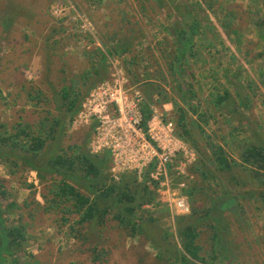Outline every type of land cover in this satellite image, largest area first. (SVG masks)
Returning a JSON list of instances; mask_svg holds the SVG:
<instances>
[{"label":"rangeland","instance_id":"rangeland-1","mask_svg":"<svg viewBox=\"0 0 264 264\" xmlns=\"http://www.w3.org/2000/svg\"><path fill=\"white\" fill-rule=\"evenodd\" d=\"M77 16L86 19L89 31L79 29V21L72 24ZM225 19L232 21L224 31L219 23ZM194 20L200 22L195 39L200 57L189 61L181 85L196 93L194 102L198 114L206 115L202 126L210 141L239 162L241 146L256 140L264 144V0H163L162 7L156 0H0V120L8 125L36 124L47 109L57 115L54 97L63 85H75L83 100L96 81L91 72L101 66L102 53L118 41L132 46L124 57L134 59V64L121 62L132 80H142L135 82L141 91L149 82L154 100L162 89L179 100L167 66L172 52L169 35L176 23ZM207 21L215 25L213 33L205 30ZM107 62L105 80L110 72ZM223 91L229 93L227 103L216 109L214 95ZM91 136L90 129L65 127L57 147L86 150ZM198 146L200 152L192 147L196 163L211 156L201 138ZM205 167L206 180L192 170L194 179L186 190L193 191L189 215L172 219L165 207L152 211L143 206L136 213L143 231L132 235L118 225L114 210L102 225L76 224L78 215L66 210H72L69 203L53 202L50 182L35 174V187L34 171L22 167L11 176L0 162V179L9 194L0 197V203L17 205L4 215L5 225H23L26 240L12 256L0 257L1 264H172L173 251L158 257L154 244L162 247L161 239L169 232L168 245L177 246L178 227L191 222L199 232L200 256L217 258L207 264H264L262 182L239 163L227 171ZM106 175L111 183L107 169ZM81 193L89 195L85 189ZM231 200L233 204L214 212L218 221L207 218L205 212L214 203Z\"/></svg>","mask_w":264,"mask_h":264},{"label":"trees","instance_id":"trees-1","mask_svg":"<svg viewBox=\"0 0 264 264\" xmlns=\"http://www.w3.org/2000/svg\"><path fill=\"white\" fill-rule=\"evenodd\" d=\"M203 1L206 3L207 0ZM156 2L157 6H163V0H156ZM207 3L210 8L212 3L209 1ZM231 21L225 19L220 21L219 25L225 31L230 27ZM199 27V20L190 23L178 22L173 26L169 35L172 39L170 44L172 52L167 66L172 82L177 84L174 93L179 100L170 99L167 91L163 89L157 90L158 97L154 100L150 97L154 85L145 82L143 84L144 89L142 88L145 97L144 116L145 118L148 116L149 104L154 103L160 107L164 104H170L172 110L169 112V119L174 122L176 135L198 152H200L198 146L200 138L206 142L208 149L211 151V156L207 157V160L198 159L192 167L193 172L198 173L202 179L206 180L207 178L205 166H208V164L215 166L218 171H227L239 163L252 176L260 180L264 186V144L256 140L251 144L241 146L239 162L230 158L220 145L212 143L209 135H206L202 124H207V119L206 115L198 114L194 102L197 99L196 93L191 86L184 90V86L181 85L189 61L198 60V57H200L198 55L199 50H196L195 40ZM204 28L210 32L212 31V33L216 29L211 21H207ZM131 47L128 41H118L114 48L112 47L102 53L101 66L94 68L91 72V75L94 74L96 81L92 82L90 87L93 88L96 82L105 80L107 65H104L103 62L106 59L122 57L125 65L134 64V59L130 60L124 57L125 54L131 52ZM127 72L129 73V70ZM132 81L133 83L142 82L136 77ZM75 87L72 84L69 86L63 85L55 95L56 107L53 109L58 112L57 115H54L52 110L47 109L44 111L46 115L36 124L19 121L13 125H8L0 120V162L9 169L11 176L23 167L34 171L41 181L50 182L52 187L50 193L54 196L53 202L55 201L57 205L69 203L70 206L74 207L71 213L78 215L76 224L83 225L91 222L92 224L102 225L104 217L111 210H114L113 218L121 228L129 229L132 235L142 233L143 226L139 223L140 218H137L136 213L146 204L155 202L156 185L153 183L147 185L145 179L143 182H139L133 175L129 174L124 175L118 183H108L106 158H101L99 155H90L79 146H69L67 151L57 147L58 140L61 138L67 122L76 115L83 101V94ZM228 97V91H223L220 95L215 94L213 107L218 109L220 104L227 103ZM30 99L33 100L34 97L30 96ZM195 113H197L196 120L192 117ZM225 121L229 122L227 119ZM58 177L60 178L58 179ZM85 181L89 184H85ZM83 189L89 195L81 193ZM189 193L192 196L193 191L187 192L188 197ZM7 195H9L8 191H6L3 181L0 179V197L5 198ZM262 197L264 199V196ZM230 203L233 204L234 200L221 204L214 203L205 212L207 218L210 215L212 221H218L219 216L214 212L221 211V206L227 207ZM15 208H17V205L14 201L6 206L0 203V243L2 242L0 257L4 259L21 250V245L26 241L23 225H5L4 215ZM211 218L209 219L211 220ZM178 220V225H180L181 219ZM63 222L65 223L66 220H63ZM164 234L161 241L165 246L154 245L159 252L158 257L166 256V254L173 251L175 261L172 264H207L217 259L215 255L210 259L200 256L202 247L196 243L199 232L193 222L186 224L184 227H178L177 246H169V232ZM213 236L217 237V235ZM178 246L181 250L178 249ZM223 253V260H227L224 250ZM92 260L96 262L98 260L97 256Z\"/></svg>","mask_w":264,"mask_h":264},{"label":"built area","instance_id":"built-area-1","mask_svg":"<svg viewBox=\"0 0 264 264\" xmlns=\"http://www.w3.org/2000/svg\"><path fill=\"white\" fill-rule=\"evenodd\" d=\"M74 19L73 25L79 21V29L90 30L86 19ZM121 59L108 58L109 77L87 93L66 127L92 131L89 152L109 154L110 182L118 183L129 174L139 182L145 179L147 185H156L155 202L146 204V209L158 211L165 207L172 219L187 216L191 206L186 190L194 179L196 152L176 135L174 122L163 106L149 104L145 118V97ZM35 174L31 176L38 187Z\"/></svg>","mask_w":264,"mask_h":264},{"label":"crops","instance_id":"crops-1","mask_svg":"<svg viewBox=\"0 0 264 264\" xmlns=\"http://www.w3.org/2000/svg\"><path fill=\"white\" fill-rule=\"evenodd\" d=\"M163 107L168 113L172 110V107H171L170 104H164ZM89 141L86 143V152L90 154L89 147H88L89 146ZM99 157L107 159L108 166H106L107 167L106 169L109 171V167H110V164H111V160H110L109 154L108 153H103V154L99 155ZM81 192H82V190H81ZM70 207L72 208V210L74 209V207H72V206H70ZM72 210L68 209L67 211H72Z\"/></svg>","mask_w":264,"mask_h":264},{"label":"water","instance_id":"water-1","mask_svg":"<svg viewBox=\"0 0 264 264\" xmlns=\"http://www.w3.org/2000/svg\"><path fill=\"white\" fill-rule=\"evenodd\" d=\"M0 264H1V260H0Z\"/></svg>","mask_w":264,"mask_h":264}]
</instances>
